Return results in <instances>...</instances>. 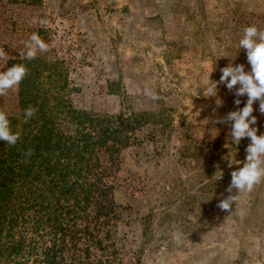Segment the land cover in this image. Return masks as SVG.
<instances>
[{
	"label": "rangeland",
	"instance_id": "rangeland-1",
	"mask_svg": "<svg viewBox=\"0 0 264 264\" xmlns=\"http://www.w3.org/2000/svg\"><path fill=\"white\" fill-rule=\"evenodd\" d=\"M253 24L264 30V0H0V71L27 60L35 32L49 45L36 59L63 64L77 109L164 120L141 123L142 143L122 153L116 201L126 209L112 231L126 264H264V182L230 210L217 206L236 194L231 172L250 139L232 144L230 123L215 121L247 96L236 106L220 83L205 95L230 63L251 70L238 42ZM17 93L0 97L9 116ZM253 115L264 134L259 101Z\"/></svg>",
	"mask_w": 264,
	"mask_h": 264
},
{
	"label": "trees",
	"instance_id": "trees-1",
	"mask_svg": "<svg viewBox=\"0 0 264 264\" xmlns=\"http://www.w3.org/2000/svg\"><path fill=\"white\" fill-rule=\"evenodd\" d=\"M20 64L29 72L9 119L21 141H0V264H126L112 231L126 209L116 201L122 153L142 143L136 128L156 116L77 109L62 63ZM29 105L38 111L25 122Z\"/></svg>",
	"mask_w": 264,
	"mask_h": 264
},
{
	"label": "clouds",
	"instance_id": "clouds-1",
	"mask_svg": "<svg viewBox=\"0 0 264 264\" xmlns=\"http://www.w3.org/2000/svg\"><path fill=\"white\" fill-rule=\"evenodd\" d=\"M40 24H47V20H39ZM26 52L20 55L31 61L36 59L38 53L47 52L49 45L40 37L38 33L33 32L25 42ZM238 47L246 50L248 63L251 70L246 71L244 64L233 65L220 69L222 75L219 82H211L205 90V95L216 96L218 83L226 84L229 91L235 89L236 106L242 101L239 97L247 96V102L243 108L229 112L222 118H217L216 123H230L231 143L240 145L243 138H249L250 143L245 149L246 158L242 167L231 172V182L227 188L229 195L218 203L222 211H228L232 208L234 202L237 203L239 195L242 193H251L261 182H264V134L258 135L259 128L253 127L257 124V117L253 115L254 104L259 101V112L264 114V30L258 28L255 24L244 28L243 35L239 39ZM8 53L3 47H0V61H6ZM29 69L25 64H16L8 68L7 71H0V97L17 88L28 75ZM239 85L237 88L236 86ZM153 98L155 96L153 95ZM219 104V101H218ZM38 111L37 108L29 105L24 110L25 122L33 118ZM0 141H4L7 147H14L21 141V132L13 131L9 114L4 107H0ZM227 145V144H226ZM225 145V147H226ZM34 155V150L28 149L23 153V163H28L29 158ZM230 156V154H229ZM230 159L229 167H232ZM223 175L219 177L222 179Z\"/></svg>",
	"mask_w": 264,
	"mask_h": 264
}]
</instances>
